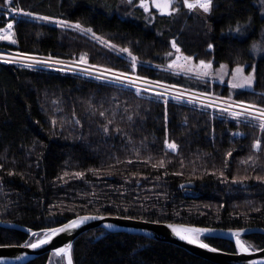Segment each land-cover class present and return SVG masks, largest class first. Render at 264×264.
<instances>
[{"label": "trees", "instance_id": "16d2710c", "mask_svg": "<svg viewBox=\"0 0 264 264\" xmlns=\"http://www.w3.org/2000/svg\"><path fill=\"white\" fill-rule=\"evenodd\" d=\"M9 7L79 21L118 46L130 47L139 60L150 62L141 64L136 74L181 88L209 92L163 68L173 38H178L181 52L196 59L211 58L215 65L225 63L230 69L245 65L246 71L254 65L253 89L239 90L233 97L248 103L264 100L256 95L264 93V17L258 0H214L205 20L182 12L172 17L157 15L148 26L138 7L126 10L120 0H14L11 5L0 0V28L11 21L16 41L0 40V49L60 60L88 52L92 64L130 72L124 54L108 52L78 32L17 15ZM209 43L214 45L212 50H207ZM166 107L169 140L179 145L178 154L163 150V100L147 93L137 96L119 84H104L77 73L28 70L0 61V221L34 231L94 213L206 227L264 228V184L254 178L264 176V150L251 149L253 140L264 134L212 108L201 110L172 99ZM101 110H107L106 117H98ZM108 119L121 134L105 137L97 131ZM235 132L244 135L234 136ZM230 150L225 168V154ZM249 156L255 163H240ZM129 159L136 163L128 165ZM161 160L164 169L151 167ZM90 169H100L99 175ZM65 172L69 175L64 176ZM76 172L84 173L83 178H76ZM221 172L229 182L221 183ZM245 176L249 179L244 184L230 182ZM241 238L252 249L264 245L260 233ZM33 240L27 231L0 226V245ZM204 242L235 251L224 239L205 236ZM72 245L73 264H214L171 243L120 231L92 229ZM52 256L46 253L25 264H65L57 256L49 263Z\"/></svg>", "mask_w": 264, "mask_h": 264}, {"label": "snow or ice", "instance_id": "6c2138e0", "mask_svg": "<svg viewBox=\"0 0 264 264\" xmlns=\"http://www.w3.org/2000/svg\"><path fill=\"white\" fill-rule=\"evenodd\" d=\"M14 0H4L6 5H11ZM122 2L127 3L128 5H133L134 0H122ZM175 0H139V7L143 9V12L147 15L145 16V24L146 26L152 25L153 21L155 20V16L153 15L151 9L155 8L157 12L160 13L161 16H168L172 17L175 14H179L180 9L174 7ZM214 6V0H183V7L187 8L189 11L193 9H200L204 14H211V11ZM9 11L16 13L17 15H22L29 17L36 21H43L45 23L53 24L63 30H72L74 32H78L83 36L88 37L94 44L100 45L102 49H106L108 52H114L118 56L121 54H126L128 63L130 64V72L126 71H119L114 67H108L100 64H92L89 62L90 53L82 52L79 57H76L75 54L72 55L71 63L64 64L62 60L59 58H55L51 55L47 57V59L41 60L36 58L35 55H30L25 52H19L11 59H6L3 56H0V60L4 63H12L18 64L22 68H26L28 70H37L38 67L52 69L55 65H63L62 67L57 68V71L60 72H72V73H80L92 80L100 81L104 84H119L123 86V88L131 89L135 92L137 96H141L144 93H147L149 97L154 96L157 101L163 100L165 104L164 110V140H163V150L165 154L168 153H176L179 152V145L174 141L169 140V130L167 128L168 123V112H167V103L170 99L175 100L178 103H187L190 105H194L201 110H206L208 108H212L217 110L221 115H225L228 118L235 120L237 123L244 122L252 129L259 128L260 132L264 134V100L260 103L251 102L248 103L244 100L234 101L232 99V95L225 98L216 96L215 99L212 97L215 95L211 92H196L191 90L179 91L177 89V85L175 84H165L161 80H149L146 76H141L136 74L137 68L143 63H150L144 62L139 60V58L133 54L130 47L118 46L117 44L113 43L111 39L105 38L103 36L97 35V33L91 27H85L79 21L72 22L66 19H58L52 16H45V15H38L32 11H24L22 8H11L9 7ZM206 19V17H205ZM14 24L9 22L7 24L8 29H12ZM211 30L210 28L208 29ZM234 31L240 32V28L234 29ZM6 39L4 36H0V40ZM11 43L15 44L16 41L12 40ZM171 49L165 56L171 60L173 56L176 57L175 60H171L168 64V69H178L175 72V75H180L183 73L187 76H194L198 80H204L205 78H212L213 73L208 71L213 68V60H199L198 65L193 63L192 56H183L181 53V49L178 46V38H173L169 41ZM214 45L209 43L207 45V50H212ZM256 45H253V48H256ZM181 59L185 61L184 64L178 63ZM155 67L159 68L160 65H155ZM222 69L227 68L226 65L221 64L220 66ZM223 79V76H221ZM256 79L255 76V66H252V71L248 75H244V67L241 65H237L235 69L232 70V76L228 81L230 89H253V84ZM175 93V94H174ZM257 96H264V93L256 94ZM224 104H227L225 107ZM107 115V110H101L98 112V117L104 118ZM75 124L79 125L80 120L75 119ZM129 120L132 119L131 116L128 117ZM56 121H53L55 124ZM113 120L108 119L107 123H101L98 127L97 131L103 133L105 137H114L115 135L121 134V130L119 128L113 129L112 128ZM234 136H242L244 133L235 132L233 133ZM143 143V142H142ZM127 148V144L124 145ZM251 149L255 152H260L264 150V136L257 137L253 140L251 144ZM135 151L139 154L140 149L136 148ZM232 155V151L230 150L225 154V161L224 166L225 168L228 167L229 161L228 157ZM151 157L148 158L150 160ZM148 160L143 161V163L147 164ZM253 162V156H249L246 160L240 161L242 164H247L249 162ZM119 162V161H118ZM125 163L128 165H132L136 163L135 161L129 159ZM168 163H171L169 161ZM111 167V165L109 166ZM152 168L156 169H164L165 168V161L161 160L158 164H152ZM181 167H183V161H181ZM93 174L99 175L100 169H90ZM110 174V173H109ZM215 174V173H213ZM9 175H13V173H9ZM67 172L64 173V176H68ZM167 175V173H165ZM175 175H182L181 172L175 173ZM76 178H83L84 173L76 172L74 173ZM135 176V174H133ZM220 176L223 178L221 179V183L229 182L227 177L224 175V172L220 173ZM63 176L60 178L63 180ZM255 180L261 184H264V176H255ZM144 179H147L145 177ZM160 178L157 177V180ZM249 177H233L230 181L233 185L237 184H244ZM127 182V181H126ZM136 183L139 184V180H136ZM189 183H191L189 181ZM181 188L185 187V185H181ZM147 199V197H146ZM51 207V206H50ZM127 211V209H125ZM259 211V209H257ZM53 216L55 215H63V213H52ZM105 217L103 216H96V215H77L74 219L68 220L66 223L62 224L59 227H47L42 229L44 234V238L36 239L35 242H27L24 247L37 249L41 246L48 245L51 240L59 234L64 233H74L76 230L80 229L82 226L86 225L88 222L93 220H104ZM105 228H112L113 225L105 224ZM171 229L172 233L181 241H184L190 245L197 246L201 249H205L211 252H217L218 249L215 247H211L209 243L204 242L205 234L211 233L213 229H203V228H195V227H183V226H175V225H168ZM32 236H35L36 233L32 232L31 229L27 230ZM245 229H239L236 231H231V235L233 237H237L236 239V247L241 252H247L248 248H246L238 239L242 232H245ZM73 248L72 244H66L64 247L56 248V254H65L67 255V264H73L71 249ZM19 258V257H17Z\"/></svg>", "mask_w": 264, "mask_h": 264}, {"label": "water", "instance_id": "95a60500", "mask_svg": "<svg viewBox=\"0 0 264 264\" xmlns=\"http://www.w3.org/2000/svg\"><path fill=\"white\" fill-rule=\"evenodd\" d=\"M139 5H136L137 7ZM156 11L155 8H152ZM157 12V11H156ZM159 15L160 13L157 12ZM78 215H96L105 217L104 220H93L88 222L86 225L82 226L80 229L76 230L74 233H64L59 234L54 237L48 245L41 246L37 249L24 247L26 243L20 244H6L0 245V264H25L32 259L41 256L46 253H52L57 257H63L65 264H67V255L61 253L56 254L55 249L64 247L66 244H73L75 239L81 235L82 233L92 230V229H101L105 231H120L128 234L140 235L146 238L171 243L176 245L188 253L197 256L199 258L205 259L214 264H264V245L258 249H252L248 247L241 239L242 235L249 233H260L264 235L263 227H244V228H220V227H206V226H198L192 224L178 223V222H167V221H151L141 218H134L129 216L115 215V214H94V213H84ZM77 216V215H76ZM76 216L70 218L74 219ZM68 219V220H70ZM68 220L62 222L61 224L51 226V227H59L62 224L66 223ZM105 224L113 225L112 228H105ZM168 225L175 226H183V227H195V228H203V229H213L214 231L211 233H206L205 236L211 238H219L230 241L235 248V251H224L218 249L217 252H211L205 249H201L197 246L190 245L184 241L179 240L168 227ZM0 226L7 228H14L19 230L27 231L28 229L24 226L17 224H8L0 221ZM44 229V228H42ZM42 229L34 230L32 232L37 235H42L41 238H44V234ZM239 229H245V232H242L238 239H240L241 243L248 248L247 252H241L236 247V239L237 237H233L231 235V231H236ZM28 232V231H27ZM30 236H32L29 233ZM35 242V241H33ZM210 245V244H209ZM211 247H214L210 245ZM216 248V247H215ZM19 257V258H17Z\"/></svg>", "mask_w": 264, "mask_h": 264}, {"label": "rangeland", "instance_id": "374dc122", "mask_svg": "<svg viewBox=\"0 0 264 264\" xmlns=\"http://www.w3.org/2000/svg\"><path fill=\"white\" fill-rule=\"evenodd\" d=\"M121 3L123 4L124 8L126 10H131V9H134L135 7H137L136 5L138 4L139 0H134V3L133 5H128L127 3H124L122 2V0H120ZM192 2H195V0H192ZM174 7H177L180 9V14L182 12H190V13H195L196 15H198L199 17H201L202 19L205 20V17L207 19V16L208 14H204L202 12V10L196 8V9H193L191 11H189L187 8L183 7V0H175V3L173 5ZM258 6L260 7V14L261 16L264 17V0H258ZM142 12H143V9L138 7ZM153 15L155 16V18L157 17V15H159L156 11H154L153 9H151ZM143 14L147 15L146 13L143 12ZM11 22V21H9ZM8 22V23H9ZM7 23V24H8ZM7 24L0 28V36H4L6 37V39H3L1 41L3 42H6V43H11L12 40H14V32H13V29H8L7 28ZM207 28L209 29L210 28V25L207 24L206 25ZM172 50V49H170ZM18 52L16 51H12V50H3V49H0V56H3L5 57L6 59H11L13 56H15ZM183 54V56H189V55H186L184 54L183 52H181ZM126 56V54H124ZM36 56V55H35ZM193 57V56H192ZM36 58L38 59H41V60H44V59H47V57H41V56H36ZM176 57L173 56L171 58V60H175ZM171 60L169 58H167L165 56V61L163 63V68L165 70H168L172 73H175L178 71V69H171L169 70L168 69V64L171 62ZM199 60L201 59H196L193 57V63L194 64H197L199 63ZM204 60H212L211 58L210 59H204ZM1 62H3L2 60H0ZM64 62V64H70L71 63V60H62ZM178 63L180 64H184L185 61L183 59H181ZM221 64H224L227 66V68L225 69H222L220 66ZM63 65H55L51 70H56L57 68L59 67H62ZM244 67V75H248L251 71H252V68L249 69L248 71H246L245 69V65H242ZM237 67V66H236ZM236 67H234L233 69H235ZM233 69H230L228 67L227 64L225 63H219L218 65H215L213 63V68L208 70L210 72L213 73V76L212 78H205L204 80H198L196 79L194 76H187V75H184L183 73H181L180 75H176L178 79H182V80H185L187 81V84H190L192 85L193 87L195 88H198L197 86H200L204 89H208L209 92L211 93H214L215 95L212 97V99H215L216 96H220V97H223L225 98V100L227 99V97L230 95H232V99L234 101H237L234 99L233 95L235 94V92L239 91V90H249V89H230L229 87V84H228V81L229 79L231 78L232 76V70ZM77 74H80V73H77ZM82 75V74H81ZM175 75V74H174ZM221 76H223V79H221ZM166 84V83H165ZM254 85V84H253ZM177 89L179 91H185V90H191V91H196V92H204V91H200V90H196V89H190V88H181L179 86H177ZM175 94V93H174ZM224 106L226 107L227 104H224ZM34 237V240L33 241H36V239H39L42 237V235H37V236H32ZM242 239V238H241ZM32 241V242H33ZM242 241L244 242V240L242 239ZM245 243V242H244ZM246 244V243H245ZM55 260V256H52V259L49 263H52V261Z\"/></svg>", "mask_w": 264, "mask_h": 264}]
</instances>
